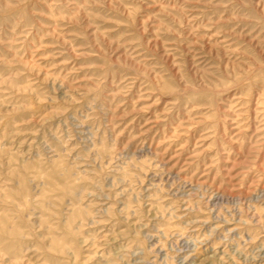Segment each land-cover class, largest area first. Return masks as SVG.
<instances>
[{
	"label": "rangeland",
	"instance_id": "rangeland-1",
	"mask_svg": "<svg viewBox=\"0 0 264 264\" xmlns=\"http://www.w3.org/2000/svg\"><path fill=\"white\" fill-rule=\"evenodd\" d=\"M0 264H264V0H0Z\"/></svg>",
	"mask_w": 264,
	"mask_h": 264
}]
</instances>
